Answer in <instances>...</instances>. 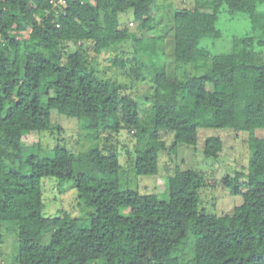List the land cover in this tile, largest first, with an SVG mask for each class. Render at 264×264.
I'll return each instance as SVG.
<instances>
[{
  "label": "trees",
  "instance_id": "1",
  "mask_svg": "<svg viewBox=\"0 0 264 264\" xmlns=\"http://www.w3.org/2000/svg\"><path fill=\"white\" fill-rule=\"evenodd\" d=\"M156 7V0H0V221L16 222L15 264H264V137L254 134L264 129V0H193L176 9L167 32L172 62L185 68L179 75L158 64L165 55L155 48L164 36ZM128 9L138 30H153L154 38L121 25L119 14ZM222 13L244 16L250 30L232 36L229 52L214 54L203 42L223 37ZM129 40L135 55L124 60L119 48ZM68 42L75 48L65 55ZM89 48L93 59L113 52V66L131 65L132 79L143 77L141 54L148 57L146 119L125 83L91 65ZM200 61L208 67L192 74ZM51 111L101 142L77 152L58 142L23 145L24 135L51 130ZM202 127L248 134L246 171L224 180L242 197L231 214L199 208L203 180L196 170L167 173L166 198L121 185L113 135L129 137L122 149L131 168L150 176L164 148L161 131L172 134L175 153L178 144L194 146ZM221 148L218 136L205 138L204 156ZM45 178L71 180L79 216H44Z\"/></svg>",
  "mask_w": 264,
  "mask_h": 264
},
{
  "label": "rangeland",
  "instance_id": "2",
  "mask_svg": "<svg viewBox=\"0 0 264 264\" xmlns=\"http://www.w3.org/2000/svg\"><path fill=\"white\" fill-rule=\"evenodd\" d=\"M157 7L156 17L159 18L157 24L158 33L164 34L160 42H156L155 48L161 50L165 55V60L158 64L169 63L171 72L177 75L181 74L185 68H175L172 62V54L170 45L172 39L167 32L169 26V18L176 9L191 7L193 0H156ZM121 25H127L130 30L144 39L154 38L153 30H138L137 24L133 21V11L128 9L119 14ZM217 26L221 29L223 37L214 41L210 45V41L203 42L208 45L211 52L226 53L232 49L233 37L249 32L250 25L248 19L244 16L231 18L227 13H222L217 21ZM132 42L129 40L121 45L119 49L122 51L118 55L122 59L134 58V49L131 47ZM75 45L68 42L64 53L65 55L72 52ZM88 57L91 65L99 70L103 75L115 78L121 83L127 85V92L134 94L141 105V117L146 119L149 111L148 96L151 93L152 81L150 80L148 57L142 55L144 61L142 67L143 77L132 79L128 76L131 65L127 64L123 68L113 66L109 60L113 52H102L93 59L94 53L91 49H87ZM264 60V53L260 56ZM205 61H200L197 70L193 69L192 74H201L207 68ZM208 90L212 89V85H206ZM254 134L257 137H264V129H256ZM87 132L80 128L78 122L74 119L66 118L59 115L56 111H51V130L38 133H29L22 137V144L25 146L42 145L44 148H51L57 142L73 152L85 150L96 142H101L100 138H87ZM106 132H102L98 137H103ZM210 136H218L221 139L222 148L216 157H206L203 153L205 138ZM161 140L164 148L159 153L158 172L157 174L145 176L136 175L131 168L125 151L122 149V143L129 140L125 135H113L112 144L119 156L121 164L120 180L121 185L128 186L140 193L155 192L158 197H167V185L165 175L172 172L175 168L180 170L192 169L199 172L203 180V186L200 190L199 208L216 215H227L233 212L235 206L242 202L241 195H236L224 184L227 177H234L236 172L246 171L248 167V158L250 156L247 146V132H235L231 129H215V128H199L197 131V142L194 146L178 144L176 152H172L169 146L172 143V134L167 131H161ZM119 140V142H118ZM127 143H129L127 141ZM130 145V143H129ZM71 180L63 183L55 178H45L41 181L42 198H43V214L46 217H52L62 211L70 213L72 216H79L81 211L78 206L76 191ZM242 190H244L242 188ZM17 225L14 221H0V264H15L14 256L17 250L16 241ZM48 237H43L46 242Z\"/></svg>",
  "mask_w": 264,
  "mask_h": 264
},
{
  "label": "built area",
  "instance_id": "3",
  "mask_svg": "<svg viewBox=\"0 0 264 264\" xmlns=\"http://www.w3.org/2000/svg\"><path fill=\"white\" fill-rule=\"evenodd\" d=\"M49 1L55 6L59 5L60 3L66 2V0H49ZM80 1H82V0H80Z\"/></svg>",
  "mask_w": 264,
  "mask_h": 264
}]
</instances>
